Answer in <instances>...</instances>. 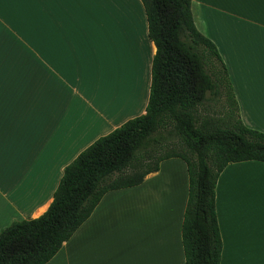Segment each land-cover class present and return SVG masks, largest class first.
<instances>
[{
    "label": "crops",
    "instance_id": "1",
    "mask_svg": "<svg viewBox=\"0 0 264 264\" xmlns=\"http://www.w3.org/2000/svg\"><path fill=\"white\" fill-rule=\"evenodd\" d=\"M191 13L227 69L241 122L264 133V0H192ZM121 34L132 56L118 53ZM154 54L139 0L0 8V232L45 213L64 168L144 113ZM187 196L185 163L164 160L140 185L106 193L46 264H185ZM215 210L220 264H264V163L227 165Z\"/></svg>",
    "mask_w": 264,
    "mask_h": 264
},
{
    "label": "trees",
    "instance_id": "2",
    "mask_svg": "<svg viewBox=\"0 0 264 264\" xmlns=\"http://www.w3.org/2000/svg\"><path fill=\"white\" fill-rule=\"evenodd\" d=\"M155 46L147 105L84 149L63 171L48 209L0 232V264H46L111 191L140 185L177 158L186 165L188 196L181 223L185 264H220L222 241L215 186L229 164L264 163V133L240 120L229 75L215 45L195 24L192 0H139ZM223 97L222 114L200 115L208 97ZM172 126L176 147L139 151Z\"/></svg>",
    "mask_w": 264,
    "mask_h": 264
},
{
    "label": "rangeland",
    "instance_id": "3",
    "mask_svg": "<svg viewBox=\"0 0 264 264\" xmlns=\"http://www.w3.org/2000/svg\"><path fill=\"white\" fill-rule=\"evenodd\" d=\"M125 11H127L126 8L122 7ZM116 44H117V51L119 53L120 49H124L126 53H128L130 56L133 55V51L137 49L136 44H132L134 46L129 47L125 46L126 40L121 34V36L118 35L115 36ZM112 40V39H111ZM110 40V41H111ZM114 40V39H113ZM135 47V48H133ZM112 50V48L110 47ZM111 55L113 56V53L111 52ZM223 97H208V100L204 103L203 107L199 108V113L200 115L203 114H209V115H214L218 116L222 114V109H223ZM254 130V129H253ZM178 139L174 133V130L172 126H168L162 129H159L153 134L146 142V144L143 146V148L139 151V153H143L144 151H151L152 148H157L160 149L161 147H176L178 144ZM137 227V226H135ZM127 232L128 230L124 229L123 234L125 240L127 239ZM132 247H130L131 249ZM125 249H128V245L125 244Z\"/></svg>",
    "mask_w": 264,
    "mask_h": 264
},
{
    "label": "snow or ice",
    "instance_id": "4",
    "mask_svg": "<svg viewBox=\"0 0 264 264\" xmlns=\"http://www.w3.org/2000/svg\"><path fill=\"white\" fill-rule=\"evenodd\" d=\"M9 2L16 3L21 6H26L29 3H33L34 0H0V8H2L5 3H9Z\"/></svg>",
    "mask_w": 264,
    "mask_h": 264
}]
</instances>
